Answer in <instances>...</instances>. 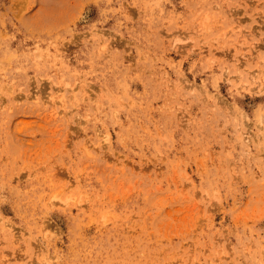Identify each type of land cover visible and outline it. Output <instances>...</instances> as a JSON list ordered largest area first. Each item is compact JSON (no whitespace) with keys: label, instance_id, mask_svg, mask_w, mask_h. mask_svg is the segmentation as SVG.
<instances>
[{"label":"rangeland","instance_id":"obj_1","mask_svg":"<svg viewBox=\"0 0 264 264\" xmlns=\"http://www.w3.org/2000/svg\"><path fill=\"white\" fill-rule=\"evenodd\" d=\"M0 264H264V0H0Z\"/></svg>","mask_w":264,"mask_h":264}]
</instances>
